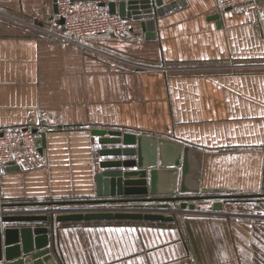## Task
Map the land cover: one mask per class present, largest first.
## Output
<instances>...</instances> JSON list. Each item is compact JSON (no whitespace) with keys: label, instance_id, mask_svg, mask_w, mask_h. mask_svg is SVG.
Returning <instances> with one entry per match:
<instances>
[{"label":"crops","instance_id":"0c3cea01","mask_svg":"<svg viewBox=\"0 0 264 264\" xmlns=\"http://www.w3.org/2000/svg\"><path fill=\"white\" fill-rule=\"evenodd\" d=\"M163 3L152 39L130 20L122 40L91 42L101 55L59 38L53 0H0V127L47 129L0 177V205L97 199L99 163L113 158L99 155L109 146L93 129L182 142L203 152L201 187L264 194V0L241 13L219 11L216 0ZM229 204L170 224L55 223L58 263L264 264V207L234 213ZM124 206L28 205L0 215Z\"/></svg>","mask_w":264,"mask_h":264},{"label":"water","instance_id":"95a60500","mask_svg":"<svg viewBox=\"0 0 264 264\" xmlns=\"http://www.w3.org/2000/svg\"><path fill=\"white\" fill-rule=\"evenodd\" d=\"M58 13L57 0H53ZM99 1L111 14L139 21L147 39L156 31V19L168 10L163 0H74ZM218 18V15H215ZM98 136L101 171L96 173L97 199L87 201H59L46 203H4L0 208L28 205L68 206L86 204H151L128 207L123 211L112 209H70L56 215L45 213H17L2 215L6 227L0 236V249L5 264H59L55 243V223L68 221H97L115 219L175 221L177 214L195 210L198 201H212L208 212H223L230 200L250 201L264 199V194L225 191L201 187L203 152L197 148L166 137L146 133H132L115 129H93ZM44 135L35 138L41 146ZM18 167H9L8 171ZM149 169V171H148ZM149 177V178H148ZM179 202V208L171 204ZM158 203V205H155ZM143 206V207H142ZM133 210V211H132ZM162 212L173 213L174 216ZM11 224V225H10ZM15 224V225H13ZM52 241V247H48Z\"/></svg>","mask_w":264,"mask_h":264},{"label":"built area","instance_id":"2783aa9c","mask_svg":"<svg viewBox=\"0 0 264 264\" xmlns=\"http://www.w3.org/2000/svg\"><path fill=\"white\" fill-rule=\"evenodd\" d=\"M262 0H216L219 11L232 9L236 13L257 7ZM59 16L63 21V33L59 35L62 41L76 44L82 48L90 49L98 54H105L91 45V42L101 36L111 35L117 40H122L131 28L130 20L117 14H111L107 7L99 1H74L57 0ZM107 55V54H105ZM109 56V55H108ZM165 71V69H163ZM47 131L44 126L18 125L0 127V177L7 173L8 168L15 163L16 155L36 148L35 138ZM125 206L112 209L123 211L128 207H139L141 203L124 204ZM172 205V204H171ZM143 207V206H142ZM133 211V210H132ZM29 213H36L28 212ZM0 215V230L4 231ZM17 214V213H15ZM0 232V236H1ZM0 249V264H5Z\"/></svg>","mask_w":264,"mask_h":264},{"label":"rangeland","instance_id":"374dc122","mask_svg":"<svg viewBox=\"0 0 264 264\" xmlns=\"http://www.w3.org/2000/svg\"><path fill=\"white\" fill-rule=\"evenodd\" d=\"M262 199H254V200H250V201H233V200H230L228 201L227 203H231L229 204L228 206H226V209H229L230 212H234V213H246L244 212L245 210H251L253 208H258V207H264V205H262L263 202H261ZM196 204V209L193 211L197 214H205V213H208V209L212 206V201H208V202H205V201H198V202H195ZM171 207L173 209H177L179 208V202L177 203H174L171 205ZM225 208V206H224ZM186 211H189L188 209ZM164 215H171V216H174L173 213H169V212H162ZM178 216L179 214H177L175 216V221H177L178 219ZM195 217H200V216H195ZM124 221L125 223L127 224H135V223H143V224H149V223H156L157 221H153V220H135V219H126V220H122ZM175 221H160V222H169L172 223V222H175Z\"/></svg>","mask_w":264,"mask_h":264},{"label":"trees","instance_id":"16d2710c","mask_svg":"<svg viewBox=\"0 0 264 264\" xmlns=\"http://www.w3.org/2000/svg\"><path fill=\"white\" fill-rule=\"evenodd\" d=\"M108 221H111V220H108ZM138 221H140V220H138Z\"/></svg>","mask_w":264,"mask_h":264}]
</instances>
